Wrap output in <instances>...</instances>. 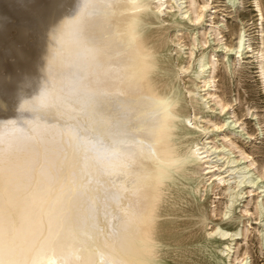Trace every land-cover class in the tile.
<instances>
[{
  "label": "bare ground",
  "instance_id": "obj_1",
  "mask_svg": "<svg viewBox=\"0 0 264 264\" xmlns=\"http://www.w3.org/2000/svg\"><path fill=\"white\" fill-rule=\"evenodd\" d=\"M250 4L255 34L241 22L218 46L251 60L264 93V17ZM217 12L209 0H0V264H251L237 243L248 226H226L244 196L240 217L264 215V165L208 136L226 123L211 114L232 110L216 92L218 46L204 53ZM184 21L211 33L185 44ZM210 193L222 210L204 206ZM255 233L261 251L264 222Z\"/></svg>",
  "mask_w": 264,
  "mask_h": 264
},
{
  "label": "rangeland",
  "instance_id": "obj_2",
  "mask_svg": "<svg viewBox=\"0 0 264 264\" xmlns=\"http://www.w3.org/2000/svg\"><path fill=\"white\" fill-rule=\"evenodd\" d=\"M201 1L202 0H198V2H201ZM250 1L251 0H242V4H241V0H238L232 6L231 4H228L226 0H209L210 7L214 6V7H216V10L218 11L216 14H214V20L213 21L220 22V23H218V25L224 24V27H221L222 29L220 31L222 33L220 34V36L216 37V36L211 35V34L205 35L208 42H207V47L204 50V53H207V54L210 53L211 54L212 49H215L216 46L220 45L221 43H224V42L229 43L231 41H232V43H234L236 41V40H234V38H235L237 31L241 27V25H240L241 22H243V24L245 26V30L249 28L248 31L246 32V34L250 33L249 37H252L255 34V31L257 30L255 28L256 27L255 24L257 22L255 21L256 17L253 16L255 13L252 11L253 8L250 4ZM259 1H260V5L262 8L263 17H264V0H259ZM231 6H232V8H231ZM229 12H231V13L228 14ZM206 19H208V18H204V20H206ZM184 22L186 23V26H184L183 31L180 33V35L182 36V39H181L182 42H184L185 44L188 43L187 39H189L190 37H193L192 34L194 31L199 32L196 35L198 37L201 35L202 32H205V31H206V33H211V30H209L210 28L208 26L209 22H207L206 26H204L205 22H202L201 24L195 25V26H192L191 24H189L186 21H184ZM262 27H263V33H264V19L262 22ZM231 32L233 35H230ZM11 34H14V36H15V32H12ZM172 34H173L172 31L168 32V35L171 36ZM12 36L13 35H10L9 37L11 38ZM218 37L219 38L222 37L221 40L223 42L220 41V39ZM255 41L256 40H253V39L249 40V42L252 43V46L254 48H255V46H257V44H255ZM170 46H171V49L174 48L173 44H170ZM184 52H186V51H184ZM199 52H200V50L197 49L196 54H198ZM224 53L225 52L222 51L219 48V46L215 50V58L214 59L217 60V68L215 71L216 81H217L216 92L218 95L221 96V98L224 97L223 99L227 100V102L230 103L232 110L230 108L227 111L222 112V113H218L216 111L213 114H211V118H213V120H215L217 122L223 121L226 123H225V127H224L222 132L213 131V132H211V135L209 134L208 136H210V139L215 140L216 145H219L223 142V139H222L223 133L230 135L231 139L236 143L237 146H239L240 148L242 147V149L246 153L251 152L250 156L253 159L255 158L254 161L256 162V164H258V166L261 164L264 165V93H263V90L261 87L262 83L260 82L259 78L257 77V75L255 73V71H256L255 65L253 63H251V60L248 61V60L244 59L242 61V63L238 64V62L236 61V58H234L235 57L234 51H229L225 58H223ZM171 54L172 55L175 54L174 51H172ZM184 56H186V55H184ZM225 67H226V69H225ZM234 70H235V72H234ZM222 72H223V75H222ZM229 73H232V74L229 75ZM224 75H225V77H224ZM228 82H230V83H228ZM236 82H238V83L236 84ZM231 111L234 112V115L239 120V122H238L239 124H236L235 126H233V120L235 118L232 117V118H230L231 120L229 119L230 115L228 114V112H231ZM245 113H246V115H245ZM253 114H254V116H253ZM257 114H259V115H257ZM257 117H258V119H257ZM241 121H242V123H241ZM259 121H260V124H259ZM258 125L260 127H258ZM242 129H243V131H242ZM255 130L257 132H255ZM249 132H250V134H252L251 138H247V136L245 135V133H249ZM212 135H213V137H212ZM258 149H259V151H258ZM237 155H239V154L233 153V154L229 155V157L230 158H233V157L239 158ZM260 159H261V161H260ZM261 162H263V163H261ZM237 164H239V163H237ZM262 181H263V183H259L258 184L259 186L264 185V179ZM246 190H248V188ZM217 193H220V191L217 190L216 194ZM222 197H223L222 195H212V193H210V194L206 195L204 200L203 199L202 200H203L204 206L206 208H208L210 202H214V204H212L211 206L215 205L217 207V209L222 210L223 209V203L226 201V198L225 197L222 198ZM217 198H219V199H217ZM250 198L251 197H245L244 196L242 199L239 200V202H236L234 204L233 211H232L230 218H232V219L237 218V220H235L234 223H232V224H227L226 227L229 230L238 229L242 226L240 222L243 221V225L246 227L248 226L247 228L249 230V233L247 235L246 241L241 240V241L237 242L239 244L238 254H242L244 252V250H246L248 252L249 257H251L248 259V261H250L251 264H264V249H261V251H262V254H261L260 247H259V245L257 243V239H256V233H255L257 228L258 229L261 228V224H262V222H264V215H262L260 220H254V218H256V216L240 217V212L244 208V204ZM247 208H248L249 212H253V207L251 205L248 206ZM215 221L218 222L217 220H214V222ZM209 227H210V224H209ZM255 228H256V230H255ZM243 246H244V249H243ZM262 247H264V245Z\"/></svg>",
  "mask_w": 264,
  "mask_h": 264
}]
</instances>
